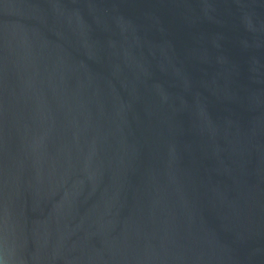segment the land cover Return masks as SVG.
<instances>
[{
	"label": "water",
	"instance_id": "1",
	"mask_svg": "<svg viewBox=\"0 0 264 264\" xmlns=\"http://www.w3.org/2000/svg\"><path fill=\"white\" fill-rule=\"evenodd\" d=\"M6 37L91 82L103 168L78 211L114 203L118 223L89 250L107 264H264V0H0V119L23 107Z\"/></svg>",
	"mask_w": 264,
	"mask_h": 264
},
{
	"label": "clouds",
	"instance_id": "2",
	"mask_svg": "<svg viewBox=\"0 0 264 264\" xmlns=\"http://www.w3.org/2000/svg\"><path fill=\"white\" fill-rule=\"evenodd\" d=\"M2 47L5 67L11 60L25 75L23 107L6 102L0 119V264H107L87 242L114 230L115 204L78 211L85 179L103 168L91 82L38 40L6 37Z\"/></svg>",
	"mask_w": 264,
	"mask_h": 264
}]
</instances>
